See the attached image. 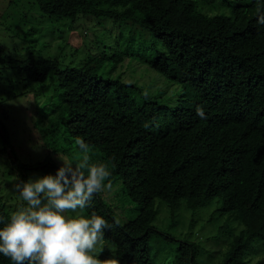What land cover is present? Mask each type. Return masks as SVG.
<instances>
[{
	"label": "trees",
	"instance_id": "1",
	"mask_svg": "<svg viewBox=\"0 0 264 264\" xmlns=\"http://www.w3.org/2000/svg\"><path fill=\"white\" fill-rule=\"evenodd\" d=\"M31 1L49 18L89 15L141 27L151 38V69L180 88L175 104H164L101 76L104 52L89 56L82 67L62 68L54 58L17 60L0 48V67L12 68L25 87L54 78L61 102L55 126L103 156L139 207L138 215L122 224L98 193L83 211L112 225L104 242L114 247V259L154 264L150 242L161 235L152 225L155 200L174 214L182 201L197 210L213 197L220 199L222 214H237L241 224L218 264H244V248L254 243L264 252V25L258 22L264 0L235 6L231 15L207 14L196 0ZM118 55L108 59L117 64L123 57ZM0 134L8 146L1 122ZM17 165L43 176L60 168L49 156ZM0 216L8 217L1 196ZM198 252L194 243L179 242L176 264H198ZM0 264L11 262L0 254Z\"/></svg>",
	"mask_w": 264,
	"mask_h": 264
},
{
	"label": "rangeland",
	"instance_id": "2",
	"mask_svg": "<svg viewBox=\"0 0 264 264\" xmlns=\"http://www.w3.org/2000/svg\"><path fill=\"white\" fill-rule=\"evenodd\" d=\"M250 1L196 0V5L210 15H231L233 7L248 5ZM150 42L144 29L128 21L115 23L89 15H80L74 21L58 20L43 15L31 0H0V48L7 55L17 60L54 58L62 68H69L82 67L90 57L99 58L104 52L107 59L99 68L101 76L135 86L151 100L174 105L180 88L151 69L148 60L154 52L149 51ZM113 54L123 55L117 64L108 59ZM54 82L51 76L44 83L25 87L12 68L0 67V122L9 139V145H4L0 134V196L7 216L23 203L14 185L43 177L41 172L17 164L33 165L49 156L61 167L63 161L71 164L78 158L75 140L64 134L61 126H55L60 122L61 102ZM89 155L91 163L106 164L111 172L112 186L100 192L102 199L120 223L132 221L139 207L126 195L122 180L103 156L93 150ZM154 206L157 216L152 225L161 233L153 235L150 242L154 264H176L179 242L198 247V264H218L232 236L241 230L237 214L220 212L218 197L197 210L189 209L182 201L174 214L160 200H155ZM222 227L227 229L219 233ZM113 253L114 247L103 242L93 255L106 260L114 258ZM242 255L244 264L264 260V252L255 243L246 246Z\"/></svg>",
	"mask_w": 264,
	"mask_h": 264
},
{
	"label": "clouds",
	"instance_id": "3",
	"mask_svg": "<svg viewBox=\"0 0 264 264\" xmlns=\"http://www.w3.org/2000/svg\"><path fill=\"white\" fill-rule=\"evenodd\" d=\"M258 22L264 25V15ZM196 111L204 117L202 107ZM75 145V163L62 160L55 175L14 185L23 203L7 218L0 216V254L11 264H120L93 255L112 225L95 212L79 214L94 195L111 188V172L106 164L90 162V146L82 138L76 137Z\"/></svg>",
	"mask_w": 264,
	"mask_h": 264
}]
</instances>
